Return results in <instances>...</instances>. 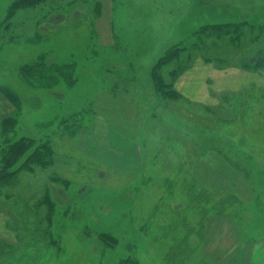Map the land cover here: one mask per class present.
Wrapping results in <instances>:
<instances>
[{
	"label": "rangeland",
	"instance_id": "374dc122",
	"mask_svg": "<svg viewBox=\"0 0 264 264\" xmlns=\"http://www.w3.org/2000/svg\"><path fill=\"white\" fill-rule=\"evenodd\" d=\"M16 1L0 0V89L21 111L0 143L49 142L54 160L0 185V264L263 260L264 0H55L11 17ZM176 47L171 101L151 74ZM41 56L73 74L26 84ZM15 112L0 93V123Z\"/></svg>",
	"mask_w": 264,
	"mask_h": 264
},
{
	"label": "trees",
	"instance_id": "16d2710c",
	"mask_svg": "<svg viewBox=\"0 0 264 264\" xmlns=\"http://www.w3.org/2000/svg\"><path fill=\"white\" fill-rule=\"evenodd\" d=\"M47 1L55 0H17L13 5V9H10V16L13 17L15 12L21 9H27L31 7H37L41 4L46 3ZM240 26L235 25H215L213 29H218V31H223V35H228V29ZM178 49L173 48L168 52L163 58L157 62L152 70V80L154 82L155 90L159 95L163 96L166 99L171 101L175 100H185L182 94L174 89L173 83H167L163 76L161 75V67L167 63H171L178 57ZM259 57L255 59V62L260 63ZM249 64V63H247ZM245 64V65H247ZM22 79L26 84L38 88V89H51L61 79L67 80L68 77L73 74L74 67L73 65H52L47 64L45 56H41L33 63L23 66L20 68ZM0 93L3 98H5L16 110V114L9 116L2 120L0 124L1 136L8 135L15 131L18 120L17 113L21 111V100L17 93L13 90L6 87L0 89ZM3 144V145H2ZM2 145V146H1ZM0 185L6 182L11 177L17 175L18 173L25 171L27 167L31 165H36L41 168H48L52 165L54 160V150L52 145L49 142L36 143L35 140L29 138H21L14 142H4L0 143ZM25 159L24 162L15 168V166ZM47 207L49 216L47 219L51 220L53 216L54 207L48 195H46L41 201L37 204V210ZM173 257V256H171Z\"/></svg>",
	"mask_w": 264,
	"mask_h": 264
},
{
	"label": "crops",
	"instance_id": "0c3cea01",
	"mask_svg": "<svg viewBox=\"0 0 264 264\" xmlns=\"http://www.w3.org/2000/svg\"><path fill=\"white\" fill-rule=\"evenodd\" d=\"M180 93V92H179ZM181 94V93H180ZM7 118V117H6ZM5 119V118H4ZM1 124V123H0ZM258 246V247H257ZM256 249L254 250L255 252H257L258 253V255H260V254H263L264 255V245H261V244H258V245H256ZM252 263H254L255 264V261H254V257H253V261H252ZM256 263L257 264H264V258H263V260H261V258H260V256H258V259L256 260Z\"/></svg>",
	"mask_w": 264,
	"mask_h": 264
}]
</instances>
